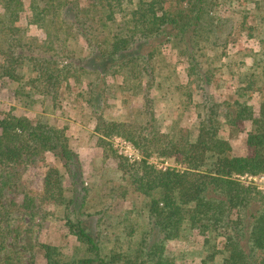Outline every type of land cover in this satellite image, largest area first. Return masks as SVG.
<instances>
[{"label":"trees","instance_id":"1","mask_svg":"<svg viewBox=\"0 0 264 264\" xmlns=\"http://www.w3.org/2000/svg\"><path fill=\"white\" fill-rule=\"evenodd\" d=\"M24 3L0 0V87L11 91L12 108H24L0 113V264H25L24 251L34 246L41 254L29 264H251L254 245L264 264V193L238 176L264 174V0H241L237 19L224 16L232 0H28L20 25ZM30 25L43 36L29 34ZM235 30L259 47L247 54V78L222 103L223 136L213 95L224 66L245 65L242 49L228 50ZM74 102L81 113L88 105L96 152L116 162L125 212L98 205L84 178L64 119ZM243 121L247 153L230 140ZM113 135L129 139L140 158L118 153ZM46 152L58 163L45 162ZM41 164L35 188L29 167ZM46 201L63 208L65 230L78 242L70 253L33 245ZM194 228L204 233L206 253L186 263L174 242Z\"/></svg>","mask_w":264,"mask_h":264},{"label":"rangeland","instance_id":"2","mask_svg":"<svg viewBox=\"0 0 264 264\" xmlns=\"http://www.w3.org/2000/svg\"><path fill=\"white\" fill-rule=\"evenodd\" d=\"M240 1L241 0H232V4L235 5L233 12L230 14H224V16L229 15L228 17L232 19H237L239 17V10L241 7V5H239ZM28 5V0H25L24 7L20 13V17L17 21V24L27 25V18L30 14ZM220 8H223V6ZM28 33L36 35L39 38L43 36V33L40 31V29L36 28V26L33 25L29 26ZM232 37L234 44L230 42L228 50L230 52L235 53L237 49H242L246 53L242 55V57L246 61V64H249L251 62V57L247 54H249L250 51H255L258 49V40L254 37H248L245 32L238 33L236 30L234 31ZM164 51L165 54L177 64L179 73L184 76V63L182 61H175L176 57L171 53L170 48L167 47L164 49ZM222 71L223 72L220 75L221 86L217 88L213 96L217 101H219L217 120L220 122V134L223 136H227V132L229 130L224 120V106L222 103L224 100H229L231 95L235 96L234 86L237 84L239 77L243 79L247 78V69L246 66L240 67V65H238L237 63H231L228 65V67L224 66ZM193 87L195 88V85H193ZM259 98L260 97L257 96L254 100H258ZM14 104L15 101L13 99L11 91L7 88L0 87V113L3 110H8L9 108H12ZM256 105L257 101H255V106ZM75 106L76 103L74 102L73 107ZM65 107H68V105L66 104ZM12 109H14L16 113L24 112V108L22 107L15 106ZM79 109V106H77L73 108L70 113L66 111L64 119L66 121L65 123L67 125V132L70 136L71 144L78 150L79 157L81 159L82 166L85 171L84 178L86 182L91 185L92 192L95 193L94 195L95 199L98 201V205H100L99 201L102 200V202H105L108 206L114 207V212H125V210L130 206V204L127 200L122 201L121 199L117 198V193L119 192L118 189H120L118 185L122 181L121 178H119L118 170L115 167L116 162L113 159L104 160L96 152V150L94 149V138L93 135H91V130L93 128V120H88V105H85V109L82 113ZM110 109L112 112L116 111L114 107H111ZM182 122L184 124L188 123L190 122V119H183ZM237 129V134H235L234 137L230 138L234 150L243 153L252 151V147L245 143L243 137L244 135H242V132L250 129L249 122H240ZM239 133L241 135H239ZM114 137L115 136L111 137V141L113 143L112 145L118 153H121L118 148L114 145ZM47 155L45 154V162L50 160L49 162L51 163H58L52 158L51 154L50 157H47ZM151 160L159 166L175 164L173 158L163 159L162 157H151ZM45 169L46 168L42 164L37 167H29L30 177L28 178L33 181V187L39 188L41 186L43 178L42 173ZM248 175L249 174H247V176H244L243 179H249ZM255 183L256 187L264 193V178L262 181H256ZM7 196L12 197L13 195L9 191H7ZM141 201V198H135L136 204L140 203V206H138V208L141 207V209H143L144 211L143 205H141ZM43 208L44 209L42 211V215L38 216L35 219L33 225V232L30 236L31 240L33 241V245H36L35 243L38 241H42L44 243H49L56 246L57 249H60L61 251L70 253L72 249L75 248V245L78 242L72 234L65 230L64 219L62 218V206L51 201H46L44 203ZM141 215L144 217L145 214L143 213ZM122 227L123 223H118L114 227V230L119 233L121 239L124 238L122 236L125 232V229H121ZM183 232L184 235H182L180 238H178V240L174 242V247L176 248L174 252L177 253L179 258H185L186 263H191L192 259L198 261L199 258L206 253V245L202 243L204 233L200 232V230H198L197 228ZM208 233V230L205 231V234ZM20 243H23V241ZM32 253L34 254L33 258H35L37 254H41L40 250L38 251L36 246H34L33 249L31 248V251L25 250V264H29L28 260L30 259V255ZM218 256L219 255H217V257Z\"/></svg>","mask_w":264,"mask_h":264},{"label":"crops","instance_id":"3","mask_svg":"<svg viewBox=\"0 0 264 264\" xmlns=\"http://www.w3.org/2000/svg\"><path fill=\"white\" fill-rule=\"evenodd\" d=\"M18 21V20H17ZM250 64V63H249ZM247 65L248 64H246V61H245V65L244 66H246V69H247ZM255 97H257V95L256 96H254L253 98H250L249 99V102L250 103H252V102H254V101H257L258 102V100H260V98L258 99V100H254L255 99ZM260 97V96H259ZM251 100H253V101H251ZM255 105V104H254ZM19 107V106H18ZM256 107V106H255ZM246 131H248V130H245L244 132H242V134L244 135L245 133H246ZM240 135V134H239ZM113 136H120V137H123V136H121V135H113ZM124 139L127 141V142H129L137 151H138V149L136 148V146L129 140V139H127V138H125L124 137ZM112 140V139H111ZM113 144V143H112ZM138 153H139V151H138ZM241 153H243V152H241ZM48 154V155H47ZM50 154H51V152H46V155H47V157H50ZM139 158H140V153H139ZM159 166V165H158ZM161 166H163V165H161ZM245 175V174H244ZM244 175H238L239 176V178L245 183V184H248V183H253V184H255L256 185V183L254 182V180H253V178H249V179H243V177H244ZM247 178V177H246ZM256 181V180H255ZM262 254H263V249L261 248V247H259V246H256V245H254V246H252V248H251V264H257L258 262H259V260H260V257L262 256ZM218 255H220V254H218Z\"/></svg>","mask_w":264,"mask_h":264},{"label":"built area","instance_id":"4","mask_svg":"<svg viewBox=\"0 0 264 264\" xmlns=\"http://www.w3.org/2000/svg\"><path fill=\"white\" fill-rule=\"evenodd\" d=\"M114 138H115V144L114 145L118 148V150L121 153L126 155L130 160H134V159L139 158L138 151L129 142H127L124 138H122L120 136H116ZM244 176H247V174H245ZM248 177L253 178L254 182L262 181L264 178V174L248 175Z\"/></svg>","mask_w":264,"mask_h":264}]
</instances>
